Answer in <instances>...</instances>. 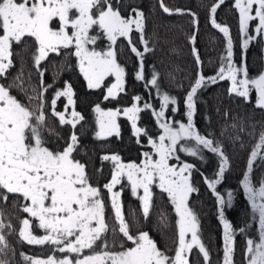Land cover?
Returning <instances> with one entry per match:
<instances>
[{
  "label": "snow or ice",
  "instance_id": "6c2138e0",
  "mask_svg": "<svg viewBox=\"0 0 264 264\" xmlns=\"http://www.w3.org/2000/svg\"><path fill=\"white\" fill-rule=\"evenodd\" d=\"M159 3L165 13L182 11L170 9L163 0ZM224 3L225 0L214 2L209 15L212 26L226 38L225 54L220 57L214 75L206 76L202 70L195 74L183 101L185 122L166 116L169 110L173 113L179 111L178 100L162 90L159 73L153 71L150 77L145 76L143 57L152 49L145 36L146 17L139 8L131 7L130 14L123 15L122 0H116L115 4L113 0H0V80H7L9 70L15 66L13 45L25 44L29 39L34 44L31 59L40 78L39 85L28 83L25 86V76L21 71L11 83H0V201L6 203L9 194L22 201L21 209L28 215L20 221V240L28 245H50L53 249V254L46 258L21 253L27 264H190V254L194 249L202 254L205 264H210L209 252L199 235L198 217L190 206V197L199 191L192 181L196 165L182 160L179 155L185 153L203 160L205 150L219 158L218 169L213 176L201 175L215 196L219 220L223 225L222 264H234L235 231L225 217V210L232 207L235 194L232 189H228L226 195L218 190L230 160L221 140L212 133L202 134L196 127L198 92L218 81L229 80L230 95L247 101L255 90V106L264 110V71L250 76L246 55L240 64L234 61L230 28L215 18L218 8ZM234 9L239 13L238 28L242 48L246 50L252 41L264 39V0H234ZM189 14L193 23L198 24L196 13ZM257 21L250 31V22ZM133 31L138 33L142 50L132 39ZM92 32L95 34H90ZM105 38L109 42L107 49L97 50V41ZM119 38H125L131 53L139 58L134 77L137 81H145V87L151 86L155 90L159 106L157 109L152 103L142 101L141 95H135V102L130 107L105 110L97 103L94 108L98 114L97 139L120 137L118 117L123 116L131 122L137 143H141L139 138L143 136L151 146V151L142 153L143 159L139 163H125L118 153L102 156V160L111 161L113 165L111 178L103 185V190L109 193L113 213L111 232L113 235L122 234L126 242H131V246L122 242L117 250L115 244L109 245L106 239L110 226L106 222L102 189L90 182L86 165L74 156L79 148L75 129L84 116L74 108L72 86L66 82L65 87L56 90L53 98L48 100L46 93L52 85L45 84L43 78L47 69L41 65L50 54L74 56L87 87H106L103 99H115L125 92L126 84V69L118 62L115 47ZM196 39L194 33L190 40L199 68L203 62L194 46ZM109 77H114V82L106 85ZM14 89L21 91L27 102L13 95ZM62 97L67 99V103L63 111H57V102ZM69 106H73L70 113ZM147 110H151L161 130L156 137L138 126L140 113ZM49 117L57 121V126H71L69 135L64 137L55 133ZM252 127L255 129L256 125ZM231 128L238 131L235 137L229 138L235 143L240 140L239 132L244 131V125L238 127L233 123ZM260 128L258 141L251 148L240 180L251 205L252 219L256 221L258 214L259 225L258 242L252 238L246 240L247 264H264V180L259 181V187H254L252 179L254 163L258 159L264 161V125ZM248 135L255 137L257 134L253 131ZM124 179L132 195L140 201L145 219L149 218L153 207V186L167 195L177 217L173 249L162 250L148 231H132L121 200L123 187L115 190ZM32 218L38 221L35 227L42 229L44 235L34 234ZM5 228L16 231L10 223L5 224L0 219V255H7L10 251L3 234ZM245 231L246 227L239 229L240 233ZM85 250L90 254H83ZM11 251L14 254V250ZM57 252L63 255L57 256ZM0 264L10 262L0 260Z\"/></svg>",
  "mask_w": 264,
  "mask_h": 264
},
{
  "label": "trees",
  "instance_id": "16d2710c",
  "mask_svg": "<svg viewBox=\"0 0 264 264\" xmlns=\"http://www.w3.org/2000/svg\"><path fill=\"white\" fill-rule=\"evenodd\" d=\"M163 2L172 10L181 9V13L175 11L172 14L165 13L160 7L159 0H123L121 10L123 15L130 14L131 7L139 8L144 12L146 17L145 36L149 41L148 46L152 49L143 57L145 76L150 77L153 71L159 73V84L162 90L175 96L178 100V107L183 109L185 94L197 71L202 70L206 76H211L218 70L220 57L225 54L226 38L210 23L209 8L218 0H163ZM190 12L196 13L198 24L193 23ZM238 16V10L234 9V0H225V3L218 8L215 14L217 22L222 25L226 24L230 28L234 61L240 64L246 55L249 75L254 76L263 69L264 41L257 38L250 43L248 49L244 50L238 28ZM194 33L197 35L194 46L198 49L203 62L199 68L194 60L193 43L190 40ZM131 36L139 49L142 50L143 45L139 43L138 33L133 31ZM116 46L117 57L126 69L125 79L130 84L125 92L117 96V100H125L126 98L129 100L130 96L141 95L142 101L153 104L156 101L157 104L159 97L155 94V90L151 86L145 87V81H137L134 77L139 58L131 53L127 40L125 38L118 39ZM230 86L231 81L223 80L198 92L195 124L202 134L212 133L216 139L221 140L229 157V169L226 171L221 185H218V190L225 195L228 189L234 191L232 207L226 208L225 217L233 224L235 231L234 264H247L246 240L248 238L258 240L259 225L258 214L256 221L252 219L251 205L240 186V180L246 170L251 148L258 141V134L261 131L260 125H264V110L255 106L256 94L253 91L250 94V99L246 101L234 94L230 95ZM128 92L130 95L127 94ZM147 115L149 117L146 122ZM152 117L154 118L151 110L140 113V118L146 122L145 126L149 130L154 128ZM233 123L237 124L238 127L241 124L244 125V131L239 132L240 140L235 143L229 139L238 134V131L231 128ZM253 125H256L255 129H253ZM253 131L257 134L255 137L248 135ZM241 141L243 147H241ZM118 143L124 159L131 155L129 154L131 151L136 152V148H132V150L128 148L130 143L127 137L125 139L121 137ZM179 155L184 160L196 165L192 181L199 191L190 197V206L198 217L199 235L209 252L210 264H222L223 225L219 220L215 196L206 187L201 175L203 173L210 177L213 176L218 169L219 158L207 150L203 153V160L189 157L185 153ZM100 174L103 177L106 175L103 172H99ZM252 179L253 186L259 187V181L264 180V161L258 159L254 163ZM99 187L104 191L101 185ZM164 196L162 200L158 197L157 199L154 198L148 219L142 216L141 210L132 207L131 201L123 200L125 215L133 230L135 232L139 230L148 231L162 250L175 247L177 234L175 213L171 209L167 195L164 194ZM21 203L22 201L14 194H9L6 203L0 201V214H2L0 219L5 224L10 223L16 230L14 232L8 228L3 230L10 251L7 255H0V260H7L10 264H27L21 253L39 258L53 254L50 245H28L20 240L18 235V230L21 227L20 221L28 215L22 211ZM108 211L109 209L106 207V215H108ZM130 216L133 217L130 218ZM32 221L34 234L44 235L42 229L35 227L38 221L34 218ZM244 227H246L245 233H240L239 229ZM116 235L112 234L110 227V231L106 235L108 243L117 244ZM170 237L173 238V241H164L169 240ZM118 241L124 240L120 238ZM118 248L119 246H116L117 250ZM11 250H14V254ZM55 254L57 256L63 255L58 252ZM83 254H90L89 250H85ZM190 264H205L202 254L196 249L190 254Z\"/></svg>",
  "mask_w": 264,
  "mask_h": 264
},
{
  "label": "flooded vegetation",
  "instance_id": "af4514ba",
  "mask_svg": "<svg viewBox=\"0 0 264 264\" xmlns=\"http://www.w3.org/2000/svg\"><path fill=\"white\" fill-rule=\"evenodd\" d=\"M113 2L115 4L116 0H113ZM96 31L98 32L99 29H97ZM90 34H95V32H92ZM99 41L102 43L104 42L105 44L109 43L106 38L103 40H98L97 44L100 43ZM13 51V61L15 66L9 70L7 80H0V83H11L12 79L17 76L19 72L23 71L26 81L25 86H27L28 83H30L31 85H39L40 78L34 69L33 61L31 59L32 53L34 51L33 41L29 39L25 44H14ZM41 67L47 69L43 78L45 84L52 85V88H50L46 93V98L48 100L53 98L54 92L56 90H62L65 87L66 82L71 84L75 100L74 108L84 116V120L81 121L75 129L79 137V148L77 152L74 153V156L77 160L86 165V170L89 174L90 182L94 186H103L104 183L109 181L110 176L108 173L103 177L101 176V174L99 175V172L106 173V171H109L108 167H112L113 165L111 161L102 160V156L110 153H118L123 158L119 146L117 148V145L115 146L114 144L118 137L113 136L114 138L109 137L107 139H97L95 136V132H93L91 128L87 129V127L91 125L92 120L94 119L92 118L91 122L90 120H88L89 117H87L85 107H90L95 104V102L97 103V101H93L95 98L93 97L94 94L91 95L92 92H100L97 95V99H100L99 97L103 93L104 89H89L87 87L86 80L84 79L82 73H80L76 58L74 56H68L64 54L57 56L56 54H50L48 59L42 62ZM28 77H30V80H28ZM128 85L130 84L128 81H126L125 89ZM12 94L17 96V98L22 102H27L26 96L21 91L14 89ZM127 94L130 95L129 92ZM103 97L100 99L103 104H105L106 102L108 106H112L113 108L116 106V103L118 102L117 97L108 101H105ZM129 100L132 101L133 97L130 96ZM66 103L67 99L65 97L60 98L57 102V111H63L64 105ZM72 107L73 106H69V113L71 112ZM168 113L172 115V112L169 110L166 112V116L168 115ZM49 120L55 133H59L64 137H67L69 135L71 126H57V121L55 119L53 120L52 117H49ZM87 121H89L90 124H88ZM53 139H55V136H53ZM139 139L141 143L136 144L133 143L134 139H130L129 136L127 140L128 142H132L133 144L128 146V148H147V145H145L146 143H144L146 142V138L141 136ZM60 143H63V141L61 140ZM106 162L108 167L106 166ZM103 180H105V182H103ZM117 189L118 187L115 190Z\"/></svg>",
  "mask_w": 264,
  "mask_h": 264
},
{
  "label": "rangeland",
  "instance_id": "374dc122",
  "mask_svg": "<svg viewBox=\"0 0 264 264\" xmlns=\"http://www.w3.org/2000/svg\"><path fill=\"white\" fill-rule=\"evenodd\" d=\"M255 23H258V21L257 22H250V31L252 30V29H254V27H255ZM120 39V38H119ZM263 41H264V39H263ZM100 42V41H99ZM107 46H108V44H105L104 42L102 43V42H100V43H98L97 45H96V47H97V50H101V49H107ZM116 50H117V47H116ZM118 58V57H117ZM118 62L121 64V62L119 61V58H118ZM261 71H264V65H263V69L261 70ZM112 82H114V77H109L107 80H106V82H105V84L106 85H110ZM86 83H87V81H86ZM102 89V88H101ZM104 90H103V93L101 94V96L99 97L100 99L106 94V88L104 87L103 88ZM100 92H92L91 93V95L92 94H94L93 95V97L95 98L93 101H97V103H99L100 104V106L103 108V109H105V110H107V109H109V108H112V109H115V108H117V107H120V108H123V107H130L131 106V104L133 103V102H135L134 100L133 101H131V100H128V98H126L125 100H120V101H118L117 103H116V106L113 108L112 106H108L107 105V103L105 102V104H103V102L100 100V99H97V95L99 94ZM253 93L254 94H256L255 93V90H253ZM158 100H159V98H158ZM156 102V101H155ZM154 102V107H156L157 109H158V106H159V102H157V104ZM96 102H95V104H93L92 106H90V107H85V112H86V114H87V117H89V119L88 120H90V122H91V120H92V118L94 119V120H92V123H91V125L90 126H88L87 127V129H89V128H91L92 130H93V132H95L96 133V131L98 130V125L96 124V120H97V113L95 112V110H94V108H95V105L97 104ZM184 112H185V107L183 108V109H179V111L178 112H175V113H173L172 112V115L170 114V113H168V115L167 116H169V117H172L174 120H177V121H185L186 122V118H185V116H184ZM148 115H147V118H146V122H147V119H148ZM87 119V118H86ZM54 120V119H53ZM152 123H153V129L152 130H149L148 128H146V126H145V124H146V122L143 120V119H139L138 120V126H140V127H144V128H146L147 130H148V132H149V135L150 136H153V137H156V136H158V134L160 133V129L158 128V126H157V122H156V120H155V118H153L152 117ZM90 122L89 121H87V123L88 124H90ZM118 122H119V124H120V128H121V137H123L124 139L127 137V138H129V136H130V139H134L133 141V143H136L137 144V138L133 135V133H132V130H131V127H130V125H131V122L130 121H128L125 117H123V116H120V117H118ZM121 124H122V126H121ZM121 137H118V139H116V141L114 142V144L115 145H117L116 147L118 148V145H119V143H118V140L121 138ZM114 138V137H113ZM113 141H114V139H113ZM143 142V141H142ZM130 144H129V146L130 145H132L133 143L132 142H129ZM144 143H146L145 145H147V148H145V149H142V148H140V147H138V148H136V152L135 151H131L129 154H131V155H128V157L127 158H122V160H123V162H125V163H127V162H131V161H135V162H137V163H139L142 159H143V156H142V153L143 152H146V151H151V146L147 143V139H146V142H144ZM139 145V144H138ZM132 150V149H131ZM129 151V150H128ZM180 154V153H179ZM184 154V153H183ZM182 159H183V157H182ZM184 160V159H183ZM172 163H175V161H172ZM106 166H107V162H106ZM108 167V166H107ZM113 167V166H112ZM112 167H108V170L109 171H106V175L109 173V180H110V178H111V171H112ZM105 175V176H106ZM108 182V181H107ZM106 182V183H107ZM105 184V183H104ZM103 187V186H102ZM118 187V189L117 190H120V188L121 187H123V192H122V196H121V200H122V202H123V200H125V201H131L130 203H131V205H132V207H134V208H137L138 210H141V207H140V201L136 198V197H134L133 195H132V193H131V190H130V187H129V185H128V182L126 181V179H124V180H122V185H118L117 186ZM152 191H153V200H154V198L155 199H157V197L158 198H161L160 200H162L163 199V196H164V194L165 193H162L156 186H153V189H152ZM141 194H142V190H141ZM102 196H103V199H104V201H105V205H106V207H107V209H109V213H108V215H106V222L109 224V226L110 227H112L113 226V224H114V219H113V213H112V210H111V206H110V202H109V193L106 191V190H104V191H102ZM164 197H166V196H164ZM132 202H133V204H132ZM136 206V207H135ZM171 206V209H172V211H174V208H173V206L172 205H170ZM124 213L126 214V212H125V210H124ZM133 213V212H132ZM126 216V215H125ZM133 216H130V218H132ZM176 219H177V217H176ZM132 231L135 233V231L133 230V228H132ZM143 231H146V230H143ZM118 238V240H120V238L121 239H123L124 241H122V242H124V243H126V246H130L131 245V242H126L125 241V238H123V236H122V234H117L116 235V239ZM115 239V240H116ZM118 240H116L117 241V244L115 243V246H119L122 242H119ZM164 241H173V238L172 237H170V239L169 240H164ZM256 242H258V240L256 241ZM109 245H112L110 242L108 243ZM46 258V257H45Z\"/></svg>",
  "mask_w": 264,
  "mask_h": 264
}]
</instances>
